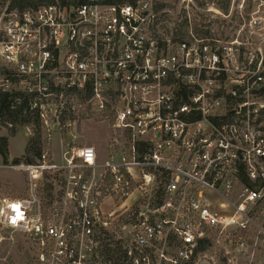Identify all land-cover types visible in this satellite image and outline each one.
Masks as SVG:
<instances>
[{"label":"built area","instance_id":"1","mask_svg":"<svg viewBox=\"0 0 264 264\" xmlns=\"http://www.w3.org/2000/svg\"><path fill=\"white\" fill-rule=\"evenodd\" d=\"M235 2L198 26L155 0L0 3V91L49 133L93 114L116 134L103 160L71 139L65 163L0 164L26 173L23 195L0 182L14 264H198L208 233H264V1Z\"/></svg>","mask_w":264,"mask_h":264},{"label":"rangeland","instance_id":"2","mask_svg":"<svg viewBox=\"0 0 264 264\" xmlns=\"http://www.w3.org/2000/svg\"><path fill=\"white\" fill-rule=\"evenodd\" d=\"M155 1L158 5L164 4L162 9L165 8L170 10L173 22L182 21L186 12L190 11L192 17L195 19L194 23L197 22L198 26V23L205 24V22H209L210 19L205 11L203 12L205 14H200L204 7L209 3H218L219 0H192V2L190 0ZM240 1L241 0H236L235 5L239 4ZM245 1L246 7H248V12L252 7L258 6L260 3V0ZM57 2L61 1L57 0ZM0 3H3V0H0ZM239 19L240 17L235 16L233 19L234 23L239 21ZM66 130L69 140L75 139L76 142L94 146L101 160L107 156L110 139H113V137L116 136L108 121L103 119L97 120L94 117H81L78 121L77 131ZM29 133L30 131L27 129L19 131L11 136L8 135V130L0 125V137L6 136L8 138L7 154L9 163H13L14 158L21 157L25 153ZM63 135V131H54L50 133L52 141V159L59 164L65 163L67 151ZM3 163H5V159L0 151V164ZM25 176L26 173L22 170L10 168L0 169V181L11 182L13 184L12 189L18 195H23L26 192ZM256 187L257 185L255 188ZM259 206L264 209V200ZM261 223L264 228V220L261 221ZM251 233L256 234L255 237H252L254 238L253 243H249L252 238L247 237V235L249 236ZM212 234L215 238V246L202 252L201 257L197 260L198 264H221V259L224 256L227 258L228 264H264V239L260 238V234L264 235V233L259 229L251 227L248 232H240L234 228L231 232H213ZM0 238V264H4L5 259H7V261L11 259L12 264H14L22 263L25 260V257L28 258L27 244H24L23 236L20 233H10L0 230ZM234 243H237V245L232 248Z\"/></svg>","mask_w":264,"mask_h":264},{"label":"trees","instance_id":"3","mask_svg":"<svg viewBox=\"0 0 264 264\" xmlns=\"http://www.w3.org/2000/svg\"><path fill=\"white\" fill-rule=\"evenodd\" d=\"M64 4H78L87 2L90 0H60ZM104 3L117 4V3H134L136 0H98ZM57 0H11V6L18 8L19 10H26L30 8H36L43 4L56 3ZM219 6L225 11H228L230 0H219ZM163 7L164 4H160ZM187 29V25H184V30ZM28 95L22 91L10 90L0 91V125L8 130V135H15L19 131L29 130V138L26 145L25 153L21 157L13 159V163L8 162L7 143L8 138L6 136L0 137V151L4 156V164L18 165L21 163L37 164L43 160L45 155L48 162H54L52 159V141L50 133L45 129L44 123L38 111L31 108ZM94 117L97 120L101 118L94 116L93 114L86 116L82 115V118ZM66 129L63 130L64 144L67 147L69 139L67 137ZM5 190L13 197L16 196L15 191L10 184H5ZM50 185L46 183L44 191H47ZM46 194L43 193L42 197L45 199ZM256 234L251 233L247 237H255ZM260 238L264 239V235L260 234ZM245 239V238H244ZM249 241V240H248ZM254 238L249 243H253ZM237 245L234 243L233 247ZM22 246V245H21ZM215 246V238L212 233L206 234L201 240L197 252H205ZM29 258V254H28ZM12 263V260L9 259ZM221 264H228L227 258L224 256L221 259Z\"/></svg>","mask_w":264,"mask_h":264},{"label":"crops","instance_id":"4","mask_svg":"<svg viewBox=\"0 0 264 264\" xmlns=\"http://www.w3.org/2000/svg\"><path fill=\"white\" fill-rule=\"evenodd\" d=\"M0 182H1L2 187H3L5 184H10L11 186H13V184H12L11 182H8V181H0ZM3 184H4V185H3ZM3 193L12 196V195L9 194L8 192H6L5 187L3 188ZM15 193H16V192H15ZM16 196H20V195H18V194L16 193Z\"/></svg>","mask_w":264,"mask_h":264}]
</instances>
